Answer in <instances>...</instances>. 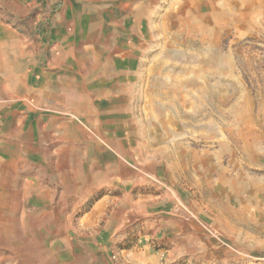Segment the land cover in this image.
Segmentation results:
<instances>
[{
	"label": "rangeland",
	"instance_id": "rangeland-1",
	"mask_svg": "<svg viewBox=\"0 0 264 264\" xmlns=\"http://www.w3.org/2000/svg\"><path fill=\"white\" fill-rule=\"evenodd\" d=\"M0 264H264V0H0Z\"/></svg>",
	"mask_w": 264,
	"mask_h": 264
},
{
	"label": "bare ground",
	"instance_id": "bare-ground-1",
	"mask_svg": "<svg viewBox=\"0 0 264 264\" xmlns=\"http://www.w3.org/2000/svg\"><path fill=\"white\" fill-rule=\"evenodd\" d=\"M95 4V3H94ZM70 26V25H69ZM96 40V39H95ZM2 58V57H1ZM3 61V60H2ZM116 65V64H115ZM3 67V66H2ZM5 77H7V76H5ZM19 79V78H18ZM8 81H9V79H8ZM7 81V82H8ZM6 82V81H5ZM12 82H14V84H15V81H12ZM17 82V81H16ZM19 82V81H18ZM2 84V83H1ZM26 87V86H25ZM14 90V89H13ZM7 91V90H6ZM75 95V94H74ZM140 98V97H139ZM77 99V98H76ZM36 105V104H35ZM82 106V105H81ZM89 111V110H88ZM178 115V114H177ZM86 117V116H85ZM58 127V126H57ZM85 137V136H84ZM63 146V145H62ZM163 152V151H162Z\"/></svg>",
	"mask_w": 264,
	"mask_h": 264
}]
</instances>
